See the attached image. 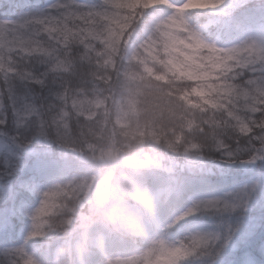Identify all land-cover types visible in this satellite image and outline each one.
<instances>
[{
    "label": "trees",
    "instance_id": "obj_1",
    "mask_svg": "<svg viewBox=\"0 0 264 264\" xmlns=\"http://www.w3.org/2000/svg\"><path fill=\"white\" fill-rule=\"evenodd\" d=\"M46 2L39 0V5ZM246 2L199 32L207 39L218 33L219 40L228 43L247 27L264 23V0ZM130 13L131 24L112 58L95 56L90 69L89 104L97 110L94 117L104 120L85 123L83 135L73 123L78 151H68V166L51 180L62 183L91 176L94 185L101 174L107 175L101 215L80 229L79 216L93 199L81 193L56 197L39 218L37 237L28 240L35 264H175L193 250V232L204 230L208 223L206 214L185 215L201 198L197 193L209 187L217 192L234 187V180L247 178L245 168L264 171L260 161L221 163L223 175L217 168L207 174L199 170L213 109L195 81L180 78L175 71L164 72L163 65L151 64L139 50L144 31L150 34L155 28L152 15L160 17L163 8L138 6ZM190 16L194 26L213 14L190 12ZM255 73L256 78H264V63ZM238 75L244 76L245 70ZM224 78L221 73L220 80ZM122 108L126 109L123 122ZM193 145L199 148L193 150ZM104 155L108 160L102 161ZM209 157L219 163L216 153L204 159ZM34 200L31 191L22 193L13 227L0 230V259L21 243L28 217L19 209ZM136 220L141 224L138 232L130 228ZM258 239L259 233L253 243ZM180 264H201V260L180 259Z\"/></svg>",
    "mask_w": 264,
    "mask_h": 264
},
{
    "label": "snow or ice",
    "instance_id": "obj_2",
    "mask_svg": "<svg viewBox=\"0 0 264 264\" xmlns=\"http://www.w3.org/2000/svg\"><path fill=\"white\" fill-rule=\"evenodd\" d=\"M221 3L211 0L207 6ZM119 8V0H47L43 6L39 0H0V230L13 227L22 193L38 191L68 166L72 125L90 103L96 45ZM231 51L235 67L225 68V78L211 86L215 99L206 101L213 114L200 155L205 174L221 163L264 164V78L247 72L264 63V47L252 43ZM241 69L244 76L238 75ZM210 153L219 163L204 159ZM245 173L246 179L234 180L225 191L209 187L197 193L201 198L185 215L206 214L208 223L193 232L194 248L180 259L264 264V171L245 168ZM41 194L40 208L30 216L35 228L46 203ZM28 237L35 239L37 232ZM9 261L35 264L23 247L8 249L0 264Z\"/></svg>",
    "mask_w": 264,
    "mask_h": 264
},
{
    "label": "rangeland",
    "instance_id": "obj_3",
    "mask_svg": "<svg viewBox=\"0 0 264 264\" xmlns=\"http://www.w3.org/2000/svg\"><path fill=\"white\" fill-rule=\"evenodd\" d=\"M246 1L222 0L219 6L208 7L207 5L211 3V0H119L120 8L116 10V15L111 21L108 30L104 33V39L96 45L99 52L97 56L103 57L104 55L110 58L111 53L113 51L115 53L123 32L131 24L129 13L133 12L135 8L138 6L142 8H163V14L160 17L152 15L155 28L150 34L144 31L138 45L139 50L147 57L151 64L163 65L165 67L164 72L168 70L175 71L179 74L180 78L195 81L199 91L201 90L208 99H215V96L211 94V86L219 83L221 73L225 74L224 70L226 67H235V64L232 63L234 56L231 50L252 43L259 47H264V23L247 27L242 30L238 39H234L228 43L221 42L218 33H215L212 39H207L199 31L206 32L210 25L215 23L220 17L228 16L232 11L245 5ZM190 12H207L213 14V16L207 22L197 23L192 26L190 25ZM130 49L132 50V46ZM165 63L167 64L166 66ZM260 64L262 63H258L247 70L255 72L260 69ZM168 74L170 73L168 72ZM96 111L93 103L88 104L85 112L80 116L82 119H79V122L76 123L80 135H83L85 123L91 124L98 119L94 117ZM125 111V108L120 109L119 116L121 119L119 120L121 122L124 121ZM98 120H104V117ZM71 141L69 152L75 154L74 152L78 151V149L72 130ZM105 160H108L106 155L103 156L102 161ZM100 176L101 179H96L94 185H92V182L95 179L88 176L82 179H70L62 183H58V180H55L49 184L38 186V191L30 190L35 197L34 203L28 205L26 208L21 207L19 209L22 214L28 217L27 223L21 230V243L13 245L11 248L23 247L28 255H30V251L27 249L28 240L30 239L28 233L30 231H38V228L33 227L30 216L32 212L40 208V204L38 203L39 192H42L41 199L46 201L42 214L46 212L47 207L50 206L54 199L60 195L65 196L66 194L72 197L77 193H81L83 197L90 196L89 198L93 199V203L85 207L79 216L78 223L80 229L90 223L95 217L100 216L99 207L103 203L106 189L108 190V181L105 179L107 175L103 173ZM90 185L93 187L91 186V188ZM43 192H48V195L44 197ZM140 225V221L136 220L130 228L138 232L141 227Z\"/></svg>",
    "mask_w": 264,
    "mask_h": 264
}]
</instances>
